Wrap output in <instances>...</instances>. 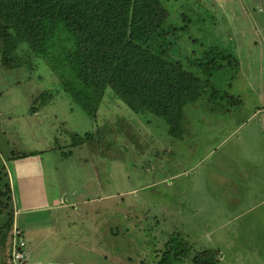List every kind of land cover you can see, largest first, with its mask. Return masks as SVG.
<instances>
[{"label":"rangeland","instance_id":"1","mask_svg":"<svg viewBox=\"0 0 264 264\" xmlns=\"http://www.w3.org/2000/svg\"><path fill=\"white\" fill-rule=\"evenodd\" d=\"M160 1L171 22L185 24L178 33L184 56L212 48L238 61L207 82L201 77L202 94L183 107L176 134L162 118L131 111L109 87L90 117L43 59L19 46L21 59L9 67L0 53V166L38 150L48 192L74 223L68 229L58 220L61 209L15 216L0 264H13L8 238L19 218L62 222L63 237L51 225L24 230L31 264H157L170 236L187 244L188 257L213 249L216 261L226 244L231 261V244L264 240V0ZM42 91L51 98L33 113L31 100ZM86 131L91 139L71 145ZM8 210L13 204L0 222ZM98 241L107 244L106 258ZM238 248L235 254L249 253Z\"/></svg>","mask_w":264,"mask_h":264},{"label":"trees","instance_id":"2","mask_svg":"<svg viewBox=\"0 0 264 264\" xmlns=\"http://www.w3.org/2000/svg\"><path fill=\"white\" fill-rule=\"evenodd\" d=\"M183 28L185 24L169 20L160 0H0L1 62L9 67L19 63L20 46L25 55L48 64L88 116H96L109 87L131 111L162 118L168 132L176 134L183 107L202 94L201 77L207 82L222 68L238 67L236 57L222 49L184 56L178 34ZM50 98L42 91L32 98L30 111ZM73 136L77 139L71 145H76L91 139L93 132ZM10 204L8 174L1 165L0 218ZM6 214L0 222L2 245L14 219L13 210ZM10 238L11 232L9 246ZM177 239L168 238L157 264H217L215 250H198L188 257L187 244Z\"/></svg>","mask_w":264,"mask_h":264},{"label":"crops","instance_id":"3","mask_svg":"<svg viewBox=\"0 0 264 264\" xmlns=\"http://www.w3.org/2000/svg\"><path fill=\"white\" fill-rule=\"evenodd\" d=\"M260 112L261 110L257 109L253 112V115ZM260 126H264V123L263 125ZM3 164L8 174V179L11 189L12 204L14 209V217L16 216V221L18 217L21 215H26L34 212H43L45 210L58 211V209H61V211H58L60 213L58 215V220H60L61 217L65 225L68 226V229L69 227L74 226L73 222L70 223L69 225L68 221L70 219V215H67L69 211L68 209H65L66 208L65 206H62L61 204L62 200L59 197V195L53 196L48 192L45 183V178L43 175L44 172L43 159L38 150L37 151L35 150V152H33L30 155L14 157L12 158V160H8ZM72 212H74L73 208H72ZM36 219L29 218L26 220V222H24L21 221V219L19 218L18 222L22 223L23 224L22 226H20L19 223L18 224L16 222L15 223L20 227V229H22L23 231L22 234L25 233L24 230L26 231V233H32L36 229L40 230L47 225H51L54 226V230L52 231V233H54V236L63 237V234L61 232L62 222L54 221L53 219L52 222L41 223L40 222L41 220L38 219L37 221ZM91 226L92 225L86 224L83 227L84 229L85 228L87 229ZM259 230L264 231V224H261L259 226ZM248 238L242 239V241L240 242L242 244H239L242 247L247 246L250 248L249 253L247 255L243 256L244 254H235L236 249L240 250L238 248L239 245L231 244L230 249L232 252L233 259H231L230 261V259L228 258V246L225 244L223 246L224 248L226 247L225 248L226 252L217 249L219 254V258L217 259V264H264V252L258 255L256 254L258 248L264 246V240L261 243H254L250 241V239ZM108 244L115 247L117 246L114 243L108 242ZM94 245L100 248L99 252L101 253V255L105 256L106 258L107 247L105 246L107 244H104L103 241L102 242L98 241L97 244ZM101 246L103 247L102 251H101ZM254 246H256L255 248L257 249H253L252 247ZM25 247L26 244L24 245V251L26 254L22 264H31L29 260L30 252L27 251ZM56 264H64V263L59 261V259L57 258ZM180 264H186V263H180Z\"/></svg>","mask_w":264,"mask_h":264},{"label":"built area","instance_id":"4","mask_svg":"<svg viewBox=\"0 0 264 264\" xmlns=\"http://www.w3.org/2000/svg\"><path fill=\"white\" fill-rule=\"evenodd\" d=\"M11 259L14 264H22L24 257H25V251H24V245L25 240L22 234V230L19 226L15 225L13 226L12 232H11Z\"/></svg>","mask_w":264,"mask_h":264}]
</instances>
